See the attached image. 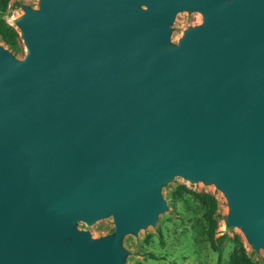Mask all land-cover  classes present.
I'll return each mask as SVG.
<instances>
[{"label": "water", "instance_id": "obj_1", "mask_svg": "<svg viewBox=\"0 0 264 264\" xmlns=\"http://www.w3.org/2000/svg\"><path fill=\"white\" fill-rule=\"evenodd\" d=\"M0 48V264H123L175 177L264 250V0H41ZM147 7L144 13L141 7ZM202 11L179 51L167 22ZM113 217L99 244L75 232Z\"/></svg>", "mask_w": 264, "mask_h": 264}, {"label": "rangeland", "instance_id": "obj_2", "mask_svg": "<svg viewBox=\"0 0 264 264\" xmlns=\"http://www.w3.org/2000/svg\"><path fill=\"white\" fill-rule=\"evenodd\" d=\"M141 10L149 13L145 6ZM27 11L42 12L41 0H13L6 13L0 14L1 21L19 34L14 48L6 46L0 37V48L22 63L27 61L29 52L17 22L27 16ZM204 23L202 11L178 13L174 21L167 22L170 47L179 51L187 34L203 27ZM182 189L186 193L180 198L178 194ZM201 194L212 196L218 204V231L213 243L222 252L221 264H230L233 256L241 250L253 264H264V250L256 251L240 229H227L231 210L225 195L213 184H193L182 177H175L162 188L161 195L167 210L160 215L157 224L138 233L125 234L122 238L120 251L125 254L123 264H219V255L214 253L212 243L204 235V205L198 200ZM116 229L112 216L92 226L82 220L74 228L78 234L90 235L94 244L114 238ZM223 237L226 238L221 239Z\"/></svg>", "mask_w": 264, "mask_h": 264}, {"label": "trees", "instance_id": "obj_3", "mask_svg": "<svg viewBox=\"0 0 264 264\" xmlns=\"http://www.w3.org/2000/svg\"><path fill=\"white\" fill-rule=\"evenodd\" d=\"M13 0H0V14L6 13L10 3ZM0 37L2 41L11 48L16 46L17 40H19V34L13 29L10 28L5 22L1 21L0 18ZM186 190L182 189L179 191V197H183L186 193ZM198 200L204 208L203 221L205 224L204 235H206L207 239L212 243V250L215 254L219 255V264L222 263V252L215 246L213 243L216 240L217 231H218V223L216 221L217 212H218V204L217 201L210 195L201 194L198 196ZM223 237L221 239H225ZM230 264H253L251 260L248 258L247 254L244 250L237 252Z\"/></svg>", "mask_w": 264, "mask_h": 264}]
</instances>
